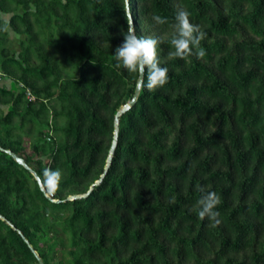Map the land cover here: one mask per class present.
Listing matches in <instances>:
<instances>
[{
	"label": "trees",
	"instance_id": "obj_1",
	"mask_svg": "<svg viewBox=\"0 0 264 264\" xmlns=\"http://www.w3.org/2000/svg\"><path fill=\"white\" fill-rule=\"evenodd\" d=\"M181 9L202 59L168 57ZM129 23L168 82L117 125ZM0 67V264H264V0H0ZM7 151L61 171L52 197Z\"/></svg>",
	"mask_w": 264,
	"mask_h": 264
},
{
	"label": "clouds",
	"instance_id": "obj_2",
	"mask_svg": "<svg viewBox=\"0 0 264 264\" xmlns=\"http://www.w3.org/2000/svg\"><path fill=\"white\" fill-rule=\"evenodd\" d=\"M189 16L190 14L183 9L175 14V22L172 25L175 33L170 41L173 50L168 53L169 59L185 58L189 55H195L198 59H202L206 55L205 50L200 47L206 33L201 31L199 26L191 23ZM153 20L158 25L168 23L167 19L160 15H154ZM122 34L123 43L115 49L116 67H123L129 73H138L141 82L146 76L145 86L148 90H155L166 85L168 69L160 66L157 57L160 40L155 37L137 35L135 27L131 23H129L127 31ZM61 176L60 170L53 171L50 168H45L43 176L40 178V185L48 194H53L59 186ZM200 191L203 195L195 205L199 218L207 217L210 221L218 224L220 222L218 220L219 212L216 211V208L221 202L220 197L215 192H205L204 188H200Z\"/></svg>",
	"mask_w": 264,
	"mask_h": 264
},
{
	"label": "water",
	"instance_id": "obj_3",
	"mask_svg": "<svg viewBox=\"0 0 264 264\" xmlns=\"http://www.w3.org/2000/svg\"><path fill=\"white\" fill-rule=\"evenodd\" d=\"M134 26V25H133ZM143 82H144V77H143ZM143 82H141V77L139 78V81H138V86H137V90H136V93H135V96L134 98L127 104L124 106V108L117 114L116 116V123L117 125H119V122H120V117L125 114L127 111H129L137 102V99L139 97V94L142 90V86H143ZM118 134H119V130L118 128L116 129V135H115V140H114V143H113V147H112V151H111V157L109 159V163H111L112 161V155L115 153V150H116V147H117V143H118ZM11 156H13V158L22 166H24L26 169H28L29 171H31L33 173V175L36 177L37 181L39 182L40 184V177H38L37 173L32 170L26 163L25 161L18 157L16 154H13L12 152L10 151H7ZM41 186V185H40ZM42 187V186H41ZM43 189V188H42ZM44 190V189H43ZM45 191V190H44ZM79 198H82V196H77V197H74L73 199H79ZM40 260V263L41 264H44L43 260L41 258H39Z\"/></svg>",
	"mask_w": 264,
	"mask_h": 264
},
{
	"label": "crops",
	"instance_id": "obj_4",
	"mask_svg": "<svg viewBox=\"0 0 264 264\" xmlns=\"http://www.w3.org/2000/svg\"><path fill=\"white\" fill-rule=\"evenodd\" d=\"M0 72H1V74H3L1 67H0ZM10 81H11V79H9L8 77L1 75V77H0V85L1 86H9L11 83ZM2 109L7 110V107H2Z\"/></svg>",
	"mask_w": 264,
	"mask_h": 264
},
{
	"label": "rangeland",
	"instance_id": "obj_5",
	"mask_svg": "<svg viewBox=\"0 0 264 264\" xmlns=\"http://www.w3.org/2000/svg\"><path fill=\"white\" fill-rule=\"evenodd\" d=\"M17 50H19V48H17V46L15 47ZM28 140V139H27ZM28 147H30V145H28ZM31 149H29L30 151ZM49 197H52V194L49 195Z\"/></svg>",
	"mask_w": 264,
	"mask_h": 264
},
{
	"label": "built area",
	"instance_id": "obj_6",
	"mask_svg": "<svg viewBox=\"0 0 264 264\" xmlns=\"http://www.w3.org/2000/svg\"><path fill=\"white\" fill-rule=\"evenodd\" d=\"M1 75H2V74H1V72H0V77H1ZM28 93H29V92H28ZM30 95H31V94L29 93V97H30Z\"/></svg>",
	"mask_w": 264,
	"mask_h": 264
}]
</instances>
